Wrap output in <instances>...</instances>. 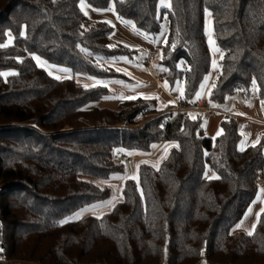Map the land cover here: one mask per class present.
<instances>
[{
  "label": "trees",
  "instance_id": "1",
  "mask_svg": "<svg viewBox=\"0 0 264 264\" xmlns=\"http://www.w3.org/2000/svg\"><path fill=\"white\" fill-rule=\"evenodd\" d=\"M80 1L0 0V264H264V212L252 235L232 231L264 186V139L240 150L233 116L209 137L192 113L159 112L141 97L102 105L111 94L105 85L56 78L37 65L34 56L132 83L95 57L133 49L110 46L112 25L90 21ZM83 1L96 10L112 3L147 36L161 28L158 0ZM205 12L219 54L208 102L250 98L253 83L264 101V0H170L158 78L180 80L181 101L198 100L212 60ZM164 141L178 147L158 168L141 164L110 211L60 223L111 195L92 179L120 174L123 154H148Z\"/></svg>",
  "mask_w": 264,
  "mask_h": 264
},
{
  "label": "crops",
  "instance_id": "2",
  "mask_svg": "<svg viewBox=\"0 0 264 264\" xmlns=\"http://www.w3.org/2000/svg\"><path fill=\"white\" fill-rule=\"evenodd\" d=\"M158 9H159V14L162 17L163 9H161L159 6V0H158ZM89 13L93 21H106L108 23L110 22L109 24L112 25L113 27V32L110 36V39L113 38L115 43L125 45L128 48L133 49L135 51L136 48L134 47L133 41L138 42L140 43L141 46H143L146 49L145 53L143 54V57L147 53H154L155 50L153 47V42L151 37L138 33L129 24L125 23L124 21H121L117 17L113 9L111 10L108 8L104 10H94ZM210 23H211V15L209 12H205L204 30L207 41L210 37V28H209V26L211 25ZM136 38H139V41H137ZM11 40L12 37H9V42H11ZM209 49L211 51V56H212L211 66L209 72L206 75L207 79H204L203 81V87H201L197 101L208 102L211 83L215 77V69L217 64L216 61L219 57V54L217 51H213L212 48L209 47ZM106 64L109 65L111 68L115 69L116 71L125 74L129 79L132 80V83L117 78H111V79H98L96 81L98 83L94 82L93 84H88V85L82 84V85L84 86H92L96 84L105 85L111 92V94L107 96L105 99L113 101V104L111 106L108 105L109 107H114L117 100L141 97L144 99H154L156 103V110L159 112H164L172 109L174 103L177 100H180V94H181L180 80H175L173 84H169L167 81L159 79L155 72H153L152 70L151 71L153 73L149 71V68L147 66L151 64L145 65L142 63L143 65L146 66L143 67V65L137 66L135 64L122 61L121 59L107 60ZM88 78L92 79L93 77H88ZM261 102L262 100L257 95H255L254 97L250 96V98H244L240 93H235L227 97L226 100L222 103L219 104L212 103L211 106L217 109L216 112L214 113L205 112L200 114L192 113L191 116L200 117L204 132L209 137H215L218 135L217 134L218 132L220 133L221 131L220 122L222 119L232 116L237 118L240 122L239 133L241 136L240 141L238 143V148L241 150L249 145L256 144L260 139H264V104H262ZM176 147H178L177 141H164L159 144L153 145L151 151L148 154H142L138 151H131V152H126L123 155L124 156L130 155L128 156L131 158L129 160L131 161L130 163H132L133 158L136 157L137 159L135 160L144 161V163L150 165L151 167L158 168L159 166L154 167L152 166V164L154 163L153 165H156V163H159L160 159H161L160 162L161 164L162 161L165 159L164 158L162 160V157H164L167 151L170 148L173 149ZM136 167L137 166L134 163H132L128 166V170L130 172H133L135 171V169H137ZM127 178H122V180L119 182L118 194L116 195L113 202L110 203L96 202L93 205L94 207L89 208V210L94 213L103 211L108 207H110L111 210L112 207L117 202L122 200L123 196L122 193L120 194V187L123 188L124 181ZM262 190H264L263 185L259 187V191L255 199L249 205L245 214L243 215V217L239 222L240 229H244L245 230L244 232L246 233L254 230V227L256 225L259 216L257 214H260L261 209L263 208L264 191ZM249 210H251V212ZM202 261H206V260L202 259Z\"/></svg>",
  "mask_w": 264,
  "mask_h": 264
},
{
  "label": "rangeland",
  "instance_id": "3",
  "mask_svg": "<svg viewBox=\"0 0 264 264\" xmlns=\"http://www.w3.org/2000/svg\"><path fill=\"white\" fill-rule=\"evenodd\" d=\"M83 3L85 5V7L83 9L81 8V1L79 2V6L83 10L84 13H87V15L86 14L85 15L91 21L92 18L90 17V13L89 12H92V11H94L96 9H94L91 6L87 5L84 1H83ZM159 6H160L161 9H163L162 10V17H161V28H160L159 32L157 34H155L154 36H150V35L148 36V37H151L152 42H153V47H154V50H155L153 54L155 55V60H154V62L151 65H149L147 67L149 68V71L152 70L156 74H158V71H159L158 65H159V58H160V47L165 42L166 35H167L166 9L170 6V0H159ZM112 8H113V5L111 3L110 6H109V9L112 10ZM123 21L125 23L129 24L138 33L147 36L145 34V32H143L141 30H138L134 26L132 21H129V20H123ZM210 26H209V28H210V37H209L207 43H208L209 47L212 48L213 51H217L218 48L214 44L213 35H212V28ZM209 28H208V30H209ZM115 31H116V29H115ZM136 40L139 41V38H136ZM133 43H134V47L136 48L135 51L133 50L130 56L129 55L121 56L117 60L121 59L122 61H126L128 63H132V64H135L137 66H141V65H143L142 64V57H143V54L145 53L146 49L143 46H141L140 43H138V42H134L133 41ZM109 45L110 46H118V43H115L113 38H111L110 42H109ZM37 58H39V59L37 60ZM95 58H96L97 62L100 63V65L108 66V67H110V66L106 64L107 60H116V59H103L100 56H96ZM34 59H35V61H36L38 66H41L44 70H46V72L48 74L51 73L50 75L53 76V77H56V78L74 77L75 80L78 83L86 84V85L93 84L94 82L98 83V82H96L98 80L96 78L90 79L87 76H83V75H80V74H73L70 71V69L65 68V67H61V66H56V65H53V64H49L45 60L41 59L38 56H34ZM143 67H146V66L143 65ZM251 92H252V97H254L256 95V93H257V86H256L255 83H253V85H252V91ZM100 104L106 105V106H108V105L111 106L113 104V101L104 99L102 101V103H100ZM171 150L172 149L170 148L167 151V153L164 155V157H162V160L164 158H166V156L169 154V152ZM128 156H130V155H125L124 158L120 159L122 164H123V170L120 173L121 175L118 174V175L110 177V178L92 179V181H94L100 187L108 186L112 190L111 195L107 199H105L103 201H99L98 203H110V202L114 201L116 195L118 194L119 182L122 180V178H127V177H130V178L136 177L137 178V172H138L137 169L142 163H144V161L135 160V159H137L136 157L133 158L132 163H134L137 166L136 167L137 169H135V171H133V172H130L128 170V166L130 164H132V163H130L131 161L128 160ZM160 162H161V159H160L159 163H156V166H159ZM153 164H152V166H154ZM208 176H210V174ZM121 193H122V187H120V194ZM93 205H94V203L86 205V206H83V207L77 209L73 213H71V214L65 216L63 219H61L60 222L64 221V220H69V222H73L75 220H78L79 218H82L83 216H86V215L101 216V215H103L104 213H106V212H108L110 210V207H108V208L104 209L103 211L94 213V212L89 210V208L94 207ZM82 210H84V211H82ZM77 214H80L79 217H77ZM239 222L232 228V231H240V230L245 231L244 229H240V227H238ZM197 264H209V263L206 262V261H202L201 260Z\"/></svg>",
  "mask_w": 264,
  "mask_h": 264
},
{
  "label": "built area",
  "instance_id": "4",
  "mask_svg": "<svg viewBox=\"0 0 264 264\" xmlns=\"http://www.w3.org/2000/svg\"><path fill=\"white\" fill-rule=\"evenodd\" d=\"M155 59V55L153 53H147L143 59L142 63L145 65L151 64ZM217 109H215L213 106L210 105L207 101H195V102H184L181 100H177L172 109L169 110V112H172L175 115L179 113H202V112H208V113H214ZM131 158L128 157V160ZM264 181V168L261 169L259 174V182ZM1 192V187H0ZM0 227H1V221H0ZM4 249V244L0 240V250ZM1 252V251H0Z\"/></svg>",
  "mask_w": 264,
  "mask_h": 264
},
{
  "label": "snow or ice",
  "instance_id": "5",
  "mask_svg": "<svg viewBox=\"0 0 264 264\" xmlns=\"http://www.w3.org/2000/svg\"><path fill=\"white\" fill-rule=\"evenodd\" d=\"M85 7V5H84V3H83V0H81V8L83 9ZM86 15H87V13H85ZM110 23V22H109ZM0 46H6V45H0ZM217 51H218V49H217ZM39 58H37V60H38ZM49 74H51V73H49ZM2 75H8L7 73H4V74H2ZM205 79H207V77L205 78ZM201 87H203V85L201 86ZM199 95V94H198ZM181 98H183V92H181ZM262 104H264V101H262L261 102ZM222 131V130H221ZM218 135L220 134L219 132L217 133ZM241 150H243V149H241ZM154 167H156V165H154ZM218 178V177H217ZM132 179H136V177H132ZM262 191H264V190H262ZM82 211H84V210H82ZM250 212H251V210H249ZM261 212H264V209H261ZM79 215L80 214H77V217H79ZM257 215H259V214H257ZM69 222V220H64V221H61L60 223L61 224H64V223H68ZM238 227H239V225H238ZM253 233H252V231H249L248 232V235H252ZM0 251H2V250H0Z\"/></svg>",
  "mask_w": 264,
  "mask_h": 264
}]
</instances>
